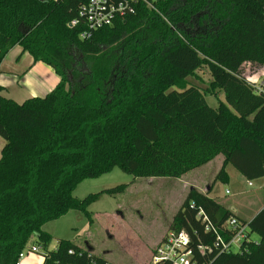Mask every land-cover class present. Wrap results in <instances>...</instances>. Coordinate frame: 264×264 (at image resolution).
<instances>
[{
    "label": "trees",
    "instance_id": "16d2710c",
    "mask_svg": "<svg viewBox=\"0 0 264 264\" xmlns=\"http://www.w3.org/2000/svg\"><path fill=\"white\" fill-rule=\"evenodd\" d=\"M86 1L0 0V65L19 45L60 77L50 93L22 103L0 86V264H17L33 236L47 250L52 235L43 226L71 210L91 225L89 206L125 186L84 199L73 192L115 166L181 178L222 154L215 181H229V164L249 181L264 177V84L257 90L243 72L245 63L264 66V0H150L153 7L140 3L82 38L84 24L71 21ZM203 68L211 76L204 91L188 82ZM218 92L224 100L211 106L206 95ZM230 217L242 220L191 187L168 231L211 246L209 264H264V208L247 221L258 239L217 254ZM47 251L43 264L107 261L69 240Z\"/></svg>",
    "mask_w": 264,
    "mask_h": 264
},
{
    "label": "rangeland",
    "instance_id": "374dc122",
    "mask_svg": "<svg viewBox=\"0 0 264 264\" xmlns=\"http://www.w3.org/2000/svg\"><path fill=\"white\" fill-rule=\"evenodd\" d=\"M10 56L5 65L7 68L16 57ZM243 69L244 74L255 83H260L264 78L263 65L245 63ZM210 81L207 68L198 70L195 76L188 78L189 83L203 91ZM25 91V87L16 84L5 95L22 103L26 99H21L29 96ZM220 98L224 100L223 93ZM206 99L211 106H217L218 99L213 95L208 93ZM4 143L5 140L0 137V150ZM221 158L219 156L206 167L191 170L181 178L135 177L115 166L99 177L83 180L73 192L78 199L119 185L125 187L112 195L103 194L89 206L88 210L93 218L91 225L87 215L79 210H71L66 215L46 223L43 228L52 235L47 249H55L63 239L81 245L113 264H150L152 252L168 232L174 215L192 185L201 190L211 185L212 189L207 193L220 203L236 205L237 200L240 201L245 207V212L239 213L241 219L249 221L264 203V177L249 181L229 164L226 168L229 181H215ZM251 239H258V235L251 234ZM34 244L37 241L33 236L27 247ZM237 250L236 247L233 248V251ZM22 263L40 264L29 256L24 257Z\"/></svg>",
    "mask_w": 264,
    "mask_h": 264
},
{
    "label": "built area",
    "instance_id": "2783aa9c",
    "mask_svg": "<svg viewBox=\"0 0 264 264\" xmlns=\"http://www.w3.org/2000/svg\"><path fill=\"white\" fill-rule=\"evenodd\" d=\"M146 3L153 7L150 0H87L79 9V18L71 21V25L83 23L85 29L81 32L82 38H90L92 34L105 27L112 26L117 19L125 18L128 15L136 13L137 5ZM264 84V78L260 83H256L257 90L261 89ZM251 185V182H249ZM228 192V190H227ZM230 231L228 238L217 234L215 248L217 254L224 252H239L242 245L251 239L250 227L247 221L240 220L236 217H230L225 224ZM207 230L209 227L207 226ZM236 247L238 250L233 251ZM56 249V248H55ZM49 250V249H47ZM42 245L34 244L31 247H25L19 254L17 264H23L22 259L26 256L34 255L38 263L43 264L47 251ZM54 250V249H53ZM213 248L205 245H194L189 234L184 230L168 231L155 247L151 254L150 264H209L205 256L211 254ZM69 254L81 256L83 250H68ZM105 264H113L106 261Z\"/></svg>",
    "mask_w": 264,
    "mask_h": 264
},
{
    "label": "crops",
    "instance_id": "0c3cea01",
    "mask_svg": "<svg viewBox=\"0 0 264 264\" xmlns=\"http://www.w3.org/2000/svg\"><path fill=\"white\" fill-rule=\"evenodd\" d=\"M10 55L11 56L14 55L16 57L14 61L12 59L9 68H7L5 67V65H6L7 58ZM59 82H60V77L54 71L52 67H50L49 65H47L46 63L42 61L35 62L33 60V57L28 52H23L22 47L19 45L13 47L9 51V53L6 55V57L3 59L0 65V86L4 88L2 91V95L7 98H10V97L6 96L5 94H7V92L10 93L11 89H13L14 85L16 84L21 85V87H25V89L27 90L25 92H27L29 96L26 95L25 98L21 99L22 101H24L25 99H28L31 97H36V96L44 97L45 95L50 93ZM222 93L223 92H218L217 93L218 97L216 98L221 100L220 95ZM11 99L17 101L18 103H21L13 97H11ZM219 156L222 157L221 160L219 159V162H218L219 163L218 168L221 169L223 161H224V156L220 154L216 158H218ZM215 159H213L212 161H214ZM212 161H210L209 163H212ZM209 163L199 168L202 169L206 167V165H208ZM192 187L199 189V187L197 186L192 185ZM210 188H211V185L208 186L206 189H202V190L199 189V190L204 193H207ZM237 202H238L237 203L238 205L237 204L233 205L232 203H228V204H223L220 202L219 203L229 208L233 212L237 213L239 217L241 218L240 214H243L245 212V207H244V204L240 203V201L237 200ZM263 208H264V203L263 205H261V207L257 209V212L254 215H252V218ZM29 257H31L32 260L38 261L37 260L38 258L34 255H31Z\"/></svg>",
    "mask_w": 264,
    "mask_h": 264
}]
</instances>
